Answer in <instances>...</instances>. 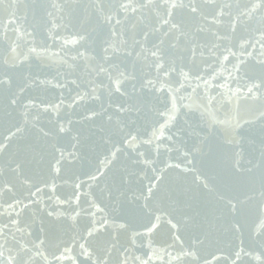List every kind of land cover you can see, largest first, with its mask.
<instances>
[{
	"label": "snow or ice",
	"instance_id": "obj_1",
	"mask_svg": "<svg viewBox=\"0 0 264 264\" xmlns=\"http://www.w3.org/2000/svg\"><path fill=\"white\" fill-rule=\"evenodd\" d=\"M0 264H264V0H0Z\"/></svg>",
	"mask_w": 264,
	"mask_h": 264
}]
</instances>
